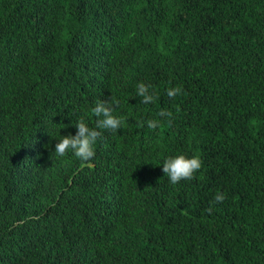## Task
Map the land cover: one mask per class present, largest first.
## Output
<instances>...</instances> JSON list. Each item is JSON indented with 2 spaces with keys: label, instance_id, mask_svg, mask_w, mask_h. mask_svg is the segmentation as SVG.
<instances>
[{
  "label": "trees",
  "instance_id": "16d2710c",
  "mask_svg": "<svg viewBox=\"0 0 264 264\" xmlns=\"http://www.w3.org/2000/svg\"><path fill=\"white\" fill-rule=\"evenodd\" d=\"M177 86L183 94L169 98ZM109 99L121 129L102 132L91 161L57 156L53 141L80 119L95 127L91 109ZM25 119L42 140L36 159ZM152 119L161 127L149 129ZM188 153L202 161L198 178L168 186L156 212L89 232L79 254L101 256L81 264H264V0H0V264H72L74 224L32 245L18 223L32 184L68 173L62 197L80 221L93 194L100 210L122 203L109 167L126 160L162 177L160 163Z\"/></svg>",
  "mask_w": 264,
  "mask_h": 264
},
{
  "label": "clouds",
  "instance_id": "9594fccd",
  "mask_svg": "<svg viewBox=\"0 0 264 264\" xmlns=\"http://www.w3.org/2000/svg\"><path fill=\"white\" fill-rule=\"evenodd\" d=\"M150 88L151 85L144 83H138L137 85V95L142 98L141 102L144 104L153 103L157 99L156 96L150 93ZM182 94L183 90L179 86L167 90V96L172 99ZM118 105L119 101L115 99L97 101L95 107L91 109L93 115L97 118L95 127H89L83 119H80L75 125V135L70 128L53 141V152L62 157L68 155L71 150L81 161H91L95 156L94 145L102 136V132L107 130L116 133L126 122L125 117L114 115L115 107ZM158 115L166 118L169 125L171 124L172 113L170 111L162 109ZM17 121L19 122V119ZM29 121L26 120L23 129L18 127L17 129L30 138L32 151L35 154L33 159H36L39 148L42 146V140L37 137L33 125ZM144 123L141 121L138 126L143 127ZM146 123L149 129L161 127L160 120L152 119ZM70 127H73V125H70ZM122 161L124 162L122 169L109 167L112 173L119 177V181L123 186L122 192L126 193L122 203L117 204L114 208L100 210L97 206L93 207L100 196L93 194L89 196L88 203L81 210L83 219H80V221L77 218L76 220L73 219L71 216L72 210L67 207V200L62 197L63 180L69 176L68 173L63 171L56 173L49 179L47 185L32 184L30 192H28L30 194L29 200L27 202L19 201V207L24 208L22 210L24 215L18 223L27 228L28 233L26 234L29 242L32 245H37L51 240L52 242L58 240L64 234L69 223H72L76 228L72 233V250L69 252L71 253L70 263L81 264L82 258L98 261L101 251L86 253L84 257L79 254V246L82 242L92 237L88 235L89 232L97 231L98 228H102L106 232L109 231L113 217L120 216L124 221L139 216L141 213L147 215L156 212L168 197V186H177L196 180L201 174L200 169L202 168V161L199 156H192L190 153L187 156L169 157L163 163H160L159 167H162L164 175L159 167L158 172L162 177L149 168L132 172V168L139 167L141 164L126 160ZM225 198L223 193L218 192L214 197V202L222 203ZM197 200L204 208L205 203L209 204L206 211L211 214L213 204L208 201L209 199L197 197ZM67 202L72 203L71 201ZM12 225L17 227L14 223ZM151 246L153 251L163 260L171 262L177 260L176 252L166 250L159 244H152ZM121 251L127 253L124 248H121Z\"/></svg>",
  "mask_w": 264,
  "mask_h": 264
}]
</instances>
